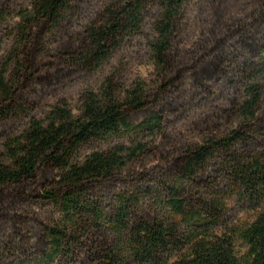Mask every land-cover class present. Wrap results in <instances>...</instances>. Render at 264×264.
Returning a JSON list of instances; mask_svg holds the SVG:
<instances>
[{
    "label": "trees",
    "instance_id": "obj_1",
    "mask_svg": "<svg viewBox=\"0 0 264 264\" xmlns=\"http://www.w3.org/2000/svg\"><path fill=\"white\" fill-rule=\"evenodd\" d=\"M20 1L0 0V264H264V0L230 22L232 0ZM139 46L153 87L124 66L78 116L44 103Z\"/></svg>",
    "mask_w": 264,
    "mask_h": 264
},
{
    "label": "rangeland",
    "instance_id": "obj_2",
    "mask_svg": "<svg viewBox=\"0 0 264 264\" xmlns=\"http://www.w3.org/2000/svg\"><path fill=\"white\" fill-rule=\"evenodd\" d=\"M33 0H21L20 4L22 6H29ZM233 7L230 14L227 16L226 20L231 21L237 17H242L249 10H252L255 6L251 3L253 0H232ZM184 38L179 44L178 49L184 55L187 51L193 49L196 44L200 41L203 36L201 27H198L195 22H191L184 29ZM14 41H11L1 54H8ZM126 67V71L123 76V81L126 85L131 86L136 81L143 80L147 82L149 87L154 86L155 77L157 75V66L154 64L150 57L148 51L142 47H134L133 49L126 48L124 52L116 55L114 59L109 63L104 65L102 69L94 72V74L80 77L76 79L74 83H71L61 90L50 92L44 96V103L49 105L56 103L60 99H68L71 104L72 111L75 115L80 114V94L84 91L99 90L106 79L114 72L118 67ZM208 107L199 109L193 113L186 122L178 124L175 126L174 131L177 138L185 141H198V138L192 137L190 132V126L194 121H198L203 115L209 112ZM103 145L102 147H106ZM1 148V145H0ZM34 210H38L43 214L54 213V208L46 207L43 205L33 206Z\"/></svg>",
    "mask_w": 264,
    "mask_h": 264
}]
</instances>
